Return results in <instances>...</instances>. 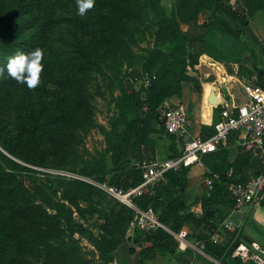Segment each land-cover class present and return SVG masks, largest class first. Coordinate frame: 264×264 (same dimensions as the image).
Instances as JSON below:
<instances>
[{
    "label": "rangeland",
    "instance_id": "374dc122",
    "mask_svg": "<svg viewBox=\"0 0 264 264\" xmlns=\"http://www.w3.org/2000/svg\"><path fill=\"white\" fill-rule=\"evenodd\" d=\"M160 4L167 15L179 4L181 16L204 18L214 0ZM154 10L153 0H95L79 16L76 0H0V66L17 50H44L35 88L0 77V264H118L121 254L137 264L135 253L111 246L105 213L118 201L97 184L114 172L138 179L142 161L156 159L150 135L167 133L145 105L123 111L131 89L148 84L142 70L159 86L175 74ZM252 14L254 24L264 20V10ZM173 104L158 107L160 119ZM140 234L133 211L126 237Z\"/></svg>",
    "mask_w": 264,
    "mask_h": 264
},
{
    "label": "crops",
    "instance_id": "0c3cea01",
    "mask_svg": "<svg viewBox=\"0 0 264 264\" xmlns=\"http://www.w3.org/2000/svg\"><path fill=\"white\" fill-rule=\"evenodd\" d=\"M249 17L247 28L239 39L230 37L223 30L212 28L201 38L192 40L197 61L186 70L187 79L182 81L181 96L163 102L164 105L175 103L187 108L188 136H200L202 125H210L214 120L215 107L222 108L224 104L241 102L244 99L245 84L264 80V20L254 24ZM186 27L182 25L183 29ZM248 58L254 59L251 71L247 69ZM210 75H213V81L207 80ZM239 96L243 97L241 101L238 100ZM212 98L215 99L214 103L210 101ZM150 139L155 158L164 159L176 156L183 149L186 137L157 131L150 135ZM222 148L201 155L199 162L187 166L181 195L169 179L164 177L160 180L163 198L181 196L185 207L179 214L192 220L183 223L177 232L173 231L183 237L179 243L173 236L176 247L169 253L157 251L146 254L142 252L143 248L150 243L141 241L138 244L133 239L137 249L134 251L137 264H225L204 250V240L207 239L226 245V248L238 240L257 241L264 245V208L255 205L235 206L228 194V185L233 180L251 177L259 171L261 164L243 149L235 134L228 136ZM210 172H217L228 179L221 181L227 193L215 194L216 201L208 199L213 191V185L209 187L205 182ZM169 188L172 193H168ZM201 218L198 224L193 222V219ZM227 222L230 223V229L224 228ZM128 240H131L130 235ZM240 263L247 264L242 261Z\"/></svg>",
    "mask_w": 264,
    "mask_h": 264
},
{
    "label": "trees",
    "instance_id": "16d2710c",
    "mask_svg": "<svg viewBox=\"0 0 264 264\" xmlns=\"http://www.w3.org/2000/svg\"><path fill=\"white\" fill-rule=\"evenodd\" d=\"M241 2H244L245 6L241 5ZM184 5L190 9L192 8L190 4ZM249 6H251L252 9L250 8L249 10ZM153 7L155 9L154 13L158 16L155 21L158 26L156 38L159 43L164 45V65L167 71H173V74H175L167 84L159 86L155 74L147 69L142 70V73L147 72L149 76L154 75L155 79L151 80L147 85H140L137 89H131V92L123 104V111L136 110L137 103L139 105L143 104L148 109V118H154L158 125L163 128L164 124L159 117L158 107L168 98L173 96L179 98L181 96L182 81L187 79L186 70L188 67H193L197 61L196 52L191 45L192 40L201 38L212 28L223 30L230 37L239 39L240 34L247 28L248 17L254 13V11L264 9V0H234L233 2L231 0H214L212 10L204 18H199L197 12L188 14L187 17L181 16L178 12L179 4L170 15L165 13L164 8L160 4V0H153ZM182 25H186V29H183ZM255 84L264 87V80L259 79ZM215 108L218 109L219 106ZM218 119L219 118L214 119L210 125H202L204 131L201 130L200 136L207 137L211 135L214 132V124ZM152 129H154V127L149 128L151 131ZM122 132L124 133L125 131ZM180 153L181 151L177 153V155ZM150 159L152 158H149V160ZM144 161L148 160H143L142 163ZM186 169L187 166H184L178 171H168L164 176L177 187L180 195L184 188ZM103 170L105 169L101 171ZM141 172L142 168L140 167L139 178L130 181V173L114 172L110 175L108 184L127 189L141 181ZM223 179L226 180L227 178L224 175H220L219 180L214 182L213 191L211 192L212 195L210 194L208 197L209 200L216 201L215 194L222 195L227 193L226 187L221 184ZM237 180L242 181L241 179ZM160 187L161 181L156 184L154 195H142L136 199V202L141 208L151 206L160 221L170 231L177 232L183 223L189 222L192 219L183 217L179 214V211L185 207V204L180 198L181 196L174 198L168 196L163 198L160 193ZM229 198L234 205L230 196ZM107 205L109 209V214L107 215V213H105V217L107 218L106 225L108 226L107 230L114 238L111 246L114 247L116 244H121L127 248L129 253H134L135 246L133 244L130 246L128 243L130 241L133 242V239L129 241L126 237V230L133 216L132 209L118 202L109 203ZM161 218H165L166 222L164 223ZM202 219L203 218L193 219V222L198 224ZM141 233L142 234H140L134 242L138 244H140L141 241L150 243L148 247L144 246L142 252L153 254L157 251L169 253L175 250L176 242L172 234L167 230L158 228L152 232ZM203 248L207 253L220 259L225 264H232L231 261L241 264V260L238 257L232 256V246L226 248V245L214 243L210 239H207L204 240Z\"/></svg>",
    "mask_w": 264,
    "mask_h": 264
},
{
    "label": "built area",
    "instance_id": "2783aa9c",
    "mask_svg": "<svg viewBox=\"0 0 264 264\" xmlns=\"http://www.w3.org/2000/svg\"><path fill=\"white\" fill-rule=\"evenodd\" d=\"M145 82H150L147 72L142 73ZM244 99L239 103L224 104L220 117L214 124V132L207 136H188L187 108L181 104L167 106L161 115L162 123L169 134L180 138L186 137L181 153L164 159H150L141 165V181L127 189L110 185L97 184L108 196L135 212V224L141 232H152L158 228L167 230L182 242V234L170 231L149 206L141 208L136 199L142 195H154L156 184L168 171H178L184 166L199 162L201 155L216 152L226 144L230 134H235L239 144L255 156L260 170L242 181H233L228 185L229 195L235 206L255 205L264 208V87L248 83L243 86ZM220 175L210 172L205 182L211 187ZM230 229V223H224ZM232 253L247 264H264V245L257 241L238 240L231 242Z\"/></svg>",
    "mask_w": 264,
    "mask_h": 264
},
{
    "label": "clouds",
    "instance_id": "9594fccd",
    "mask_svg": "<svg viewBox=\"0 0 264 264\" xmlns=\"http://www.w3.org/2000/svg\"><path fill=\"white\" fill-rule=\"evenodd\" d=\"M94 4L95 0H76L77 15L84 16ZM43 57L44 50L40 47L28 52L17 50L7 58L4 66H0V77L5 76L6 73L18 83L35 88L41 82V73L44 69Z\"/></svg>",
    "mask_w": 264,
    "mask_h": 264
},
{
    "label": "water",
    "instance_id": "95a60500",
    "mask_svg": "<svg viewBox=\"0 0 264 264\" xmlns=\"http://www.w3.org/2000/svg\"><path fill=\"white\" fill-rule=\"evenodd\" d=\"M207 80H208V81H213V80H214L213 75H210V76L207 78ZM210 101H211L212 103H214V102H215V99L212 98ZM118 264H129L128 261H127V259H126V257H125L123 254H121V255L118 256Z\"/></svg>",
    "mask_w": 264,
    "mask_h": 264
}]
</instances>
